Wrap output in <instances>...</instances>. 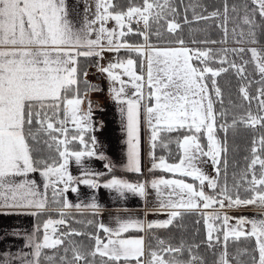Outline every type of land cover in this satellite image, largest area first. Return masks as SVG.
Returning <instances> with one entry per match:
<instances>
[{
	"label": "snow or ice",
	"instance_id": "obj_1",
	"mask_svg": "<svg viewBox=\"0 0 264 264\" xmlns=\"http://www.w3.org/2000/svg\"><path fill=\"white\" fill-rule=\"evenodd\" d=\"M81 2L78 11L67 0H0V215L47 217L27 237L32 251L22 264H207L201 246L213 264H264V0H222L211 11L199 0ZM199 21H219L221 38L197 39L207 29L190 27L186 40L183 25ZM105 53L112 56L106 64ZM82 60H94L109 81L127 137L124 167L140 176L143 117L150 178L116 176L98 151L89 92L101 89L87 81ZM229 73L238 82L237 100L225 97L219 83ZM241 127L251 132L248 154L243 168L236 171L233 161L229 172V133ZM157 147L166 154L157 156ZM93 159L105 171L93 168ZM157 170L166 175L152 176ZM81 185L145 201L154 194V210L111 226L74 221L70 210L94 217L102 211L95 195L87 203L67 199ZM246 207L262 211L229 215ZM148 215L166 218L148 221ZM185 215L197 217L203 240L174 244L153 236L146 244L143 233L182 227ZM74 237H87L91 246ZM241 240L250 246L230 252Z\"/></svg>",
	"mask_w": 264,
	"mask_h": 264
},
{
	"label": "crops",
	"instance_id": "obj_2",
	"mask_svg": "<svg viewBox=\"0 0 264 264\" xmlns=\"http://www.w3.org/2000/svg\"><path fill=\"white\" fill-rule=\"evenodd\" d=\"M67 3L70 9L75 6L78 11L83 10V3L81 0H67ZM184 33L187 34V30H184ZM218 33L219 31L217 27L215 29H211V34L217 35ZM111 59V54L105 53L102 63L106 64ZM96 78V84H98V88L104 89L105 91L102 94H100L99 91L89 92V97L93 101V119L97 121L98 125L97 130L94 132V135L97 137L98 141V151L103 152L104 155L108 157V160L113 165V170H125L124 166L127 163V145L125 141L127 140V137L123 131L121 117L118 110L119 105L112 99L109 93V81L107 80L106 76L102 73H99ZM140 151L141 166L144 172L143 177L140 175H135L134 177L132 175L129 176L128 173L114 174L118 177L127 179L130 182H136L138 180L150 178L148 173V168L150 166L149 133L146 124L143 122V117L141 124ZM91 166L98 171H105L103 161L93 159L91 161ZM70 170L74 176L78 175V169L74 164L70 165ZM205 171L209 174H212V166L210 164L206 165ZM151 175L158 177L166 174L160 170H157ZM36 178L38 182L42 180L41 177L37 176ZM108 178L110 177L105 176L103 179L106 180ZM189 182H191L190 178ZM93 195H95L97 202L102 205V211L99 215V220H103L105 224L110 226L117 218L142 217L144 212H151L154 210V194H150L145 201L131 193H126L125 197H120L116 192L110 191L103 187L97 190H92L81 185L79 188V194L69 191L67 193V199L73 203H87L91 201V197ZM234 210L237 209H230L228 211ZM46 218V216H40L37 218L30 215H0V253L10 254L8 257L0 255V264H3L5 259L10 260V264H22L23 255L32 251V249L28 247L29 241L27 237L32 234L34 225ZM143 218L148 221H152L162 220L166 217L164 215H148ZM129 235L136 236L141 235V233L132 230ZM143 235L145 236V241L147 244L146 232L143 233Z\"/></svg>",
	"mask_w": 264,
	"mask_h": 264
},
{
	"label": "trees",
	"instance_id": "obj_3",
	"mask_svg": "<svg viewBox=\"0 0 264 264\" xmlns=\"http://www.w3.org/2000/svg\"><path fill=\"white\" fill-rule=\"evenodd\" d=\"M220 2L216 1V0H199V3L203 4L209 11H211L213 9V7H220L222 5V0H220ZM120 3H125L126 0H119ZM188 0H185V3H187ZM193 2H196V0H193ZM230 4H237L240 5L242 3H244V0H229ZM188 19L192 20V14L191 11H189L188 14ZM217 23V22H215ZM215 23H213L212 21H199V22H193L191 25H183V32L182 35L184 36V38L187 40L189 38V27H193L196 29H207V33H205L204 31H198L196 32L194 35L196 36L197 39H202L205 37V35L207 34L208 38L210 39H214V40H218L221 38L222 33L220 31V29L218 28L219 33L217 35L211 34V29L212 28H216L215 27ZM231 27H233V24H230ZM184 30H187V34L184 33ZM135 39V38H133ZM262 43H264V39H262L261 41ZM231 37L229 38V44H231ZM94 60H89V61H81V65L83 67H85V70L87 69L88 65H90V63H92ZM252 66H249V72H252ZM87 81L90 83L89 79L86 78ZM219 83L222 87V90L224 91L225 97H228L229 95L232 96V98L234 100L238 99V92H237V79L235 76H233L231 73L223 76L222 78H219ZM96 85L98 87V84H93ZM83 87V85H82ZM227 103V100H226ZM251 138V132L248 129H245L243 127L238 128L236 130V132L233 133H229V137H228V143H229V172L233 171L232 168V162L235 161L236 164L238 165V167L235 169L236 171H239L240 168L244 167V156L247 155V149L249 146V141ZM173 150H175V146L173 145ZM166 153L164 151H162L159 147H157L156 149V155H165ZM113 173H128L129 176H135L138 175L136 173H131L125 170H119V169H115L113 170ZM143 177V176H141ZM73 215H72V219L74 221H88V220H99V216H93L91 214V212L89 211H81V212H77L75 210H70ZM197 219V217L195 215H185L183 217L182 220V227H169L167 229H155L154 231L151 232H146V240L147 243H149L150 241L152 243H154V241H152V237L153 236H158L161 239L164 240H171L174 244L179 243V241L181 239H184L188 242H200L201 240H203L204 235H203V228L202 226H198L195 223V220ZM72 226L74 228L79 229L80 231H85V232H91L94 231L93 228L91 227H87L85 225H81V224H77V223H73ZM199 229V231H198ZM101 235L103 236L104 234L101 233ZM74 239H77L78 241H80L83 245L90 247L91 246V241L87 239V237H74ZM240 247V248H244V247H248L250 246L248 242L241 240L239 242L238 245H229V251L233 252L235 247ZM48 254L52 255L54 254L52 252V250H48ZM62 254V253H61ZM200 254L205 258V260L207 261V264H213L214 261V257L211 256L207 249H205L203 246H201L200 249Z\"/></svg>",
	"mask_w": 264,
	"mask_h": 264
},
{
	"label": "rangeland",
	"instance_id": "obj_4",
	"mask_svg": "<svg viewBox=\"0 0 264 264\" xmlns=\"http://www.w3.org/2000/svg\"><path fill=\"white\" fill-rule=\"evenodd\" d=\"M216 1H218V2L221 3L220 0H216ZM216 22L219 23L218 21H216ZM237 23H239V22L237 21ZM230 24H231V22L229 23L228 27H229V28H232ZM189 28H190V27H189ZM191 28H193V27H191ZM93 75H94V73H93ZM96 77H97V76H96ZM96 83H97V82H96ZM104 92H105L104 89H101V90L99 91L100 94H102V93H104ZM260 211H262V210H261V209H258V208L246 207V208H238L237 210H234V211H228V212H229V215H231V216H241V215L252 216V215H255V214L259 213ZM248 247H249V246H248Z\"/></svg>",
	"mask_w": 264,
	"mask_h": 264
},
{
	"label": "built area",
	"instance_id": "obj_5",
	"mask_svg": "<svg viewBox=\"0 0 264 264\" xmlns=\"http://www.w3.org/2000/svg\"><path fill=\"white\" fill-rule=\"evenodd\" d=\"M87 72H88V75H87V78L89 79L90 83L94 84L96 83L97 81V78L96 76L100 73L96 70V62H92L88 68H87ZM94 73V75H93Z\"/></svg>",
	"mask_w": 264,
	"mask_h": 264
}]
</instances>
